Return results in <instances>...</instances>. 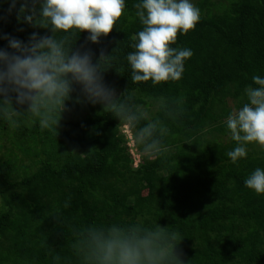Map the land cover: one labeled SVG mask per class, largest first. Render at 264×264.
Masks as SVG:
<instances>
[{"label": "trees", "instance_id": "trees-1", "mask_svg": "<svg viewBox=\"0 0 264 264\" xmlns=\"http://www.w3.org/2000/svg\"><path fill=\"white\" fill-rule=\"evenodd\" d=\"M192 1L201 19L171 45L193 52L178 81H131L127 55L143 30L140 0H125L116 29L99 43L88 32L71 37L73 50L90 51L93 63L111 55L103 77L118 98L127 91L147 114L154 108L147 116L164 129L162 155L150 159L134 142L136 166L126 124L90 103L79 84L57 128L27 112L12 120L0 114V264H108L113 240L139 248L140 264H172L171 233L181 238L182 264H264V194L245 185L264 169V150L248 151V143L247 157L233 163L227 153L238 145L226 123L230 102L242 108L246 89L258 87L252 77L264 78V0ZM24 2L33 6L18 0L10 13L11 0H0V37L52 36L23 19ZM0 48L13 51L3 38Z\"/></svg>", "mask_w": 264, "mask_h": 264}, {"label": "clouds", "instance_id": "clouds-1", "mask_svg": "<svg viewBox=\"0 0 264 264\" xmlns=\"http://www.w3.org/2000/svg\"><path fill=\"white\" fill-rule=\"evenodd\" d=\"M17 2L11 0L10 13ZM34 5L35 0L32 7L27 2L21 3V16L29 24L50 28L53 35L33 33L27 43L8 35L0 37L8 40V47L13 50L0 48V114L12 120L27 112L40 119L41 127L57 128L66 101L71 99L73 84H79L90 103L102 104L104 111L109 110L120 123L126 124L122 128L124 134L132 143L134 140L144 155L150 159L162 155L165 148L160 137L164 129L160 121L149 120L132 97L125 95L127 91L118 98L115 90L105 84L104 64L111 55L102 52L93 63L90 51H74L71 44L76 32H88V40L93 43L108 36L125 13V0H41L39 9ZM134 7L143 30L133 36L137 41L132 45L135 50L127 55L132 83L180 80L185 61L193 52L171 45L176 43L178 33L187 34L195 29L201 19L200 9L191 0H140ZM58 32L65 35L58 38ZM252 79L258 87L246 89L248 102L234 110L226 121L238 145L227 153L233 163L247 157L248 143L264 146V78L253 76ZM12 93H15L14 101ZM14 103L26 104L27 110L18 111ZM146 120L147 123H142ZM136 162H140L138 155ZM245 185L257 194H264V169H255ZM177 241L181 242L179 234L171 233L168 254L172 264L176 260L182 264L176 253ZM105 259L108 264H140L141 252L131 244L113 240L106 247Z\"/></svg>", "mask_w": 264, "mask_h": 264}, {"label": "rangeland", "instance_id": "rangeland-1", "mask_svg": "<svg viewBox=\"0 0 264 264\" xmlns=\"http://www.w3.org/2000/svg\"><path fill=\"white\" fill-rule=\"evenodd\" d=\"M191 2L193 3L192 0H191ZM229 105H230L231 108H233V111L236 110V109H234V107H233V106H234L233 103L230 102ZM154 111H155L154 108H152L151 111H149L147 115H149L151 112L153 113ZM152 113H151L150 115H152ZM127 137L129 138L128 135H127ZM129 144L132 145V149H133L134 144H135V143H134V140H133V143H132L131 141H129ZM251 144L254 145V147L249 148L248 151L256 150V151H261V152H262V150H264V146H261V145H259L258 143H251ZM255 144H256V145H255ZM137 155L140 156V158H141V155H139V153L137 152V150H136L135 147H134V149H133V157L135 156V161H134L135 165H136V164H139L138 162H136V156H137ZM141 159H142V158H141ZM26 165H28V162H27V161H26Z\"/></svg>", "mask_w": 264, "mask_h": 264}]
</instances>
